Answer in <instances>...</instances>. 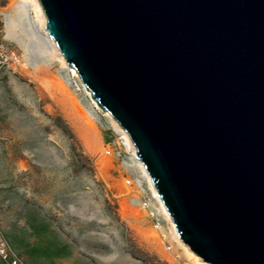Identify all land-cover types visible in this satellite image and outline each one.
Listing matches in <instances>:
<instances>
[{
  "label": "water",
  "instance_id": "obj_1",
  "mask_svg": "<svg viewBox=\"0 0 264 264\" xmlns=\"http://www.w3.org/2000/svg\"><path fill=\"white\" fill-rule=\"evenodd\" d=\"M40 2L180 239L208 264H264V0Z\"/></svg>",
  "mask_w": 264,
  "mask_h": 264
},
{
  "label": "rangeland",
  "instance_id": "obj_2",
  "mask_svg": "<svg viewBox=\"0 0 264 264\" xmlns=\"http://www.w3.org/2000/svg\"><path fill=\"white\" fill-rule=\"evenodd\" d=\"M34 6L0 0V176L38 191L2 211L14 251L23 264H195L125 131L61 63Z\"/></svg>",
  "mask_w": 264,
  "mask_h": 264
},
{
  "label": "bare ground",
  "instance_id": "obj_3",
  "mask_svg": "<svg viewBox=\"0 0 264 264\" xmlns=\"http://www.w3.org/2000/svg\"><path fill=\"white\" fill-rule=\"evenodd\" d=\"M30 1H32V3L35 5L34 8H35V10H36L37 15H38V16L40 17V19H41L42 29H43V33L45 34V38H46L47 42L49 43V45H50V46L52 47V49L54 50V52L56 53V56L59 57V60L61 61V63H62L65 67H68V68L71 70V72L73 73L74 76H76L78 79L81 80V78H80L79 74L77 73V71H76L75 69L71 68V67L68 65L67 61L65 60V58H64V56H63V54H62V52L60 51V49H59L57 43L55 42V40L49 35V33H48L47 29H46L47 16H46V13H45V11H44V9H43V6H42L40 0H30ZM82 83H83V82H82ZM83 86H84L85 91L87 92V94L91 97V100H92V102L94 103V105H95L98 109L102 110V111H103V112H104V113H105L110 119H112V121L114 122V124H115V126H116L117 128H121V127L119 126V124L117 123V121L112 117V115H111L110 113H108L107 111L103 110V109L98 105V103L93 99L91 92L86 88V86H85L84 84H83ZM124 133H125V138H126L128 144H129L130 148L134 151V154H135V156H136V147H135V145H134L133 142L131 141V139H130L129 135L126 133V131H125ZM138 161H139L140 166L142 167V169H143V171H144L145 176L147 177V179H148V181H149V184H150L151 191H152L153 195H154V196L158 199V201L160 202L161 209H162V211H163L164 216H165V217L167 218V220L170 222L171 230H172V233H173V235H174L176 241L179 243L180 246L183 247V249H184L185 252L188 254L189 258L192 260L193 263H195V264H200L201 261H202V259H201L199 256H197V255H196V254H195V253H194V252H193V251H192V250H191V249H190V248H189V247H188V246H187V245H186L181 239H180V237H179V235H178V232H177V230L175 229V227H174V225H173V223H172V221H171L169 215L167 214V212H166V210H165V208H164V206H163V204H162V202H161V200H160V198H159V196H158V194H157V192H156V190H155V188H154V186H153V184H152V182H151V180H150V178H149V176H148V174H147V172H146V170H145V168H144V166H143V164H142V162H141L139 159H138ZM127 183L130 184L131 182L128 181ZM162 241H163V240H162ZM163 244L165 245L166 249L170 252V254L174 256V252H173V250H172L173 248H172V247H168V246H166L167 244H166L165 241H163Z\"/></svg>",
  "mask_w": 264,
  "mask_h": 264
},
{
  "label": "crops",
  "instance_id": "obj_4",
  "mask_svg": "<svg viewBox=\"0 0 264 264\" xmlns=\"http://www.w3.org/2000/svg\"><path fill=\"white\" fill-rule=\"evenodd\" d=\"M0 182V218L4 215L2 211L8 209L12 202L24 204L38 199L37 189H28L26 184H19L15 189H7L4 185L8 182L3 174L0 176Z\"/></svg>",
  "mask_w": 264,
  "mask_h": 264
},
{
  "label": "built area",
  "instance_id": "obj_5",
  "mask_svg": "<svg viewBox=\"0 0 264 264\" xmlns=\"http://www.w3.org/2000/svg\"><path fill=\"white\" fill-rule=\"evenodd\" d=\"M0 264H23L0 226Z\"/></svg>",
  "mask_w": 264,
  "mask_h": 264
}]
</instances>
